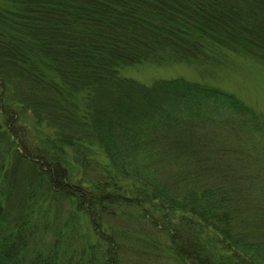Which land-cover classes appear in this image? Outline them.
Segmentation results:
<instances>
[{
    "label": "trees",
    "instance_id": "16d2710c",
    "mask_svg": "<svg viewBox=\"0 0 264 264\" xmlns=\"http://www.w3.org/2000/svg\"><path fill=\"white\" fill-rule=\"evenodd\" d=\"M264 64V0H0V264H264V113L130 66Z\"/></svg>",
    "mask_w": 264,
    "mask_h": 264
},
{
    "label": "rangeland",
    "instance_id": "374dc122",
    "mask_svg": "<svg viewBox=\"0 0 264 264\" xmlns=\"http://www.w3.org/2000/svg\"><path fill=\"white\" fill-rule=\"evenodd\" d=\"M124 74L146 84L178 76L206 81L235 93L264 113V64L241 52L223 50L215 57L210 56L206 62L197 64L143 63L128 67Z\"/></svg>",
    "mask_w": 264,
    "mask_h": 264
}]
</instances>
